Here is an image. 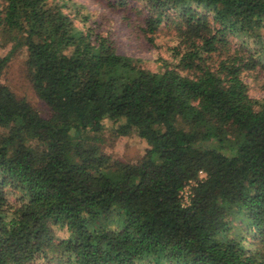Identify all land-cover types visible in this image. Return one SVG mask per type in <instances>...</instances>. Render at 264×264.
Instances as JSON below:
<instances>
[{
  "label": "trees",
  "instance_id": "1",
  "mask_svg": "<svg viewBox=\"0 0 264 264\" xmlns=\"http://www.w3.org/2000/svg\"><path fill=\"white\" fill-rule=\"evenodd\" d=\"M108 2L155 45L173 34L159 71L82 4L0 0V264H264V99L244 77L264 73V0ZM19 48L47 115L2 81ZM107 121L147 142L139 161L103 150Z\"/></svg>",
  "mask_w": 264,
  "mask_h": 264
},
{
  "label": "rangeland",
  "instance_id": "2",
  "mask_svg": "<svg viewBox=\"0 0 264 264\" xmlns=\"http://www.w3.org/2000/svg\"><path fill=\"white\" fill-rule=\"evenodd\" d=\"M71 1L82 4L85 7L82 12L91 14L89 24L98 32L111 33L116 41L119 53L142 59L144 65L153 71L161 69L162 59H172L169 46L176 42L173 34L160 33L155 45L145 35L136 33L132 28L128 27L125 17L129 15L132 20L137 19L136 11L126 14L124 8L112 7L108 2L109 0ZM65 10L70 12L72 17L75 16L71 8ZM75 21L80 26L82 25L78 17H76ZM262 36L264 40V30ZM232 40L234 44L239 43L237 38H232ZM12 46V43L2 45L0 42V56L6 55L12 49ZM249 47L256 50L259 45L252 41ZM244 77L249 85L250 95L254 98L264 99V73L252 70L251 72H246ZM2 81L19 97L26 98L40 113L43 115L48 114V106L37 96L32 86L25 49L19 48L14 53ZM107 124L109 128L106 130V142L103 144V150L113 158L121 159L125 162L135 163L139 161L148 147L147 142L135 133L117 138L111 132L112 123L107 121ZM61 232L59 230L60 234Z\"/></svg>",
  "mask_w": 264,
  "mask_h": 264
},
{
  "label": "built area",
  "instance_id": "3",
  "mask_svg": "<svg viewBox=\"0 0 264 264\" xmlns=\"http://www.w3.org/2000/svg\"><path fill=\"white\" fill-rule=\"evenodd\" d=\"M200 178H204L205 174L203 171H200ZM192 185L193 183H190L186 185L182 191H181V198H182V203L183 205H188L190 204L191 196H192Z\"/></svg>",
  "mask_w": 264,
  "mask_h": 264
}]
</instances>
